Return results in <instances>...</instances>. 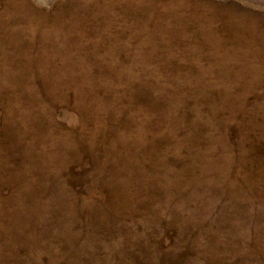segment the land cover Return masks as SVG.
I'll use <instances>...</instances> for the list:
<instances>
[{
	"label": "rangeland",
	"instance_id": "rangeland-1",
	"mask_svg": "<svg viewBox=\"0 0 264 264\" xmlns=\"http://www.w3.org/2000/svg\"><path fill=\"white\" fill-rule=\"evenodd\" d=\"M0 264H264V0H0Z\"/></svg>",
	"mask_w": 264,
	"mask_h": 264
}]
</instances>
